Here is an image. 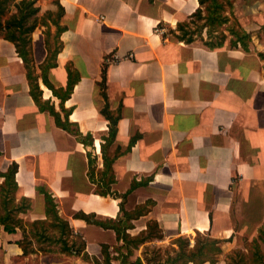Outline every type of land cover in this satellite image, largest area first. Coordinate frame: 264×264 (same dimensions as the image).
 <instances>
[{
	"label": "crops",
	"instance_id": "obj_1",
	"mask_svg": "<svg viewBox=\"0 0 264 264\" xmlns=\"http://www.w3.org/2000/svg\"><path fill=\"white\" fill-rule=\"evenodd\" d=\"M230 1L232 11L223 12L249 33L246 48L232 45L227 26L214 48L204 42L207 28L192 42L171 33L198 0H38L40 14L62 6L63 30L56 37L51 24L48 35L46 26L32 33V79L16 43L0 37V173L18 164L17 201H31L21 217L51 221L48 192L85 241L80 254L25 255L23 232L0 226V264H164L179 249L176 238L192 248L198 234L221 248L214 262L199 264H227L230 251L256 235L264 221V0ZM46 41L60 46L55 58ZM121 202L129 211L149 202L128 220L129 237H146L151 221L163 236L129 242L76 216L123 219Z\"/></svg>",
	"mask_w": 264,
	"mask_h": 264
},
{
	"label": "trees",
	"instance_id": "obj_2",
	"mask_svg": "<svg viewBox=\"0 0 264 264\" xmlns=\"http://www.w3.org/2000/svg\"><path fill=\"white\" fill-rule=\"evenodd\" d=\"M198 1L200 6L191 15V19L178 23L176 30L171 31V33L180 40L192 42L197 39L204 40L202 32L204 28H207L208 39L204 40V42L214 48L218 46L217 44H223L227 35L220 28L224 24L229 23L227 29L236 37V39L231 40L232 45H236L237 40H239L243 47H247V40L250 38L249 33L240 26L236 17L231 19L229 15H225L223 12L227 6H229L232 11V2L230 0ZM37 2L38 0H0V37L16 43L18 55L24 60L30 79H32L31 64L33 61L32 33L38 26H46L48 27L46 31L48 35L50 34L51 24L57 27L56 37H58L63 30V27L60 25V18L64 12L62 6L59 5L57 11H46L40 14L41 8ZM201 20L204 22L199 25L197 22ZM177 31L179 33H177ZM215 37H217V41L214 40ZM46 43L48 48V41H46ZM59 48L60 46H55L53 49L50 47L48 48L50 59L55 58ZM261 56L264 57V54L261 53ZM51 64L53 65L55 62L52 63L49 60L47 65ZM43 80L50 86L44 76V72ZM73 83L74 80L69 75L68 87L65 94L59 95L62 100L69 95ZM31 85L33 95L36 100L39 101V87L37 84L34 85L31 83ZM34 87H36L38 91H35ZM53 90L58 95L57 90L54 88ZM52 112L57 118V123L70 130L66 123L60 121L59 114L54 110ZM110 119L111 123L114 124L118 117L110 116ZM114 133V128L111 126V137L114 136ZM17 169L18 164L14 162L10 164L5 172L0 173V176L4 178L3 182L0 183V226H3L4 230L9 233L16 232L17 230L23 232V238L17 241V244L22 247L25 255L35 254L38 252V249L43 252H53L54 249L51 247L41 245L46 242L48 246L60 244V253H66L68 255L80 254L81 250L85 247V241L80 239V236H76L69 222L59 215L57 203L50 193L45 192V209L46 216L51 221L41 219L27 221L20 216L22 212H27L31 207V201L26 197H21L20 200L17 201L16 192L18 185L15 178ZM131 190L132 188L129 192ZM96 191L105 196L111 193L109 190L97 189ZM126 195L127 193L118 195V197L124 199ZM149 202L145 205H139L130 211L125 210L123 202H121L120 207L121 210H123L124 218H120L116 221H93L94 214L77 213L76 216L89 222L98 223L106 228H113L117 232L119 239L123 238L129 240V242L138 240V242H140L152 236H163L156 221L149 222L146 237L133 239L129 237L127 233V228L132 226L128 220L144 214V212L147 211L146 205L149 204ZM73 235H75L77 239L70 242V238ZM34 241L38 244L37 249L34 247ZM175 242L178 244L179 249L175 255L169 256L164 264H189L190 262L199 264L206 260L214 262V256L221 253V248L217 245L219 242L217 239L203 237L200 234L197 235L196 243L192 248L189 247L190 240L187 238L178 237L175 239ZM129 264H133V262ZM135 264H142V262L137 260ZM227 264H264V221L258 228L257 235L253 237L251 242L246 244V250L238 248L227 255Z\"/></svg>",
	"mask_w": 264,
	"mask_h": 264
},
{
	"label": "rangeland",
	"instance_id": "obj_3",
	"mask_svg": "<svg viewBox=\"0 0 264 264\" xmlns=\"http://www.w3.org/2000/svg\"><path fill=\"white\" fill-rule=\"evenodd\" d=\"M204 21L203 20H201V21H198L197 23L199 24V25H201L202 23H203ZM227 25H229V23L227 24ZM227 25H223L224 27H226ZM223 26L221 27V28H223ZM192 27H194V26H192ZM220 28V29H221ZM218 33V32H217ZM217 35V34H216ZM32 84H34V85H36L37 83H36V80L35 81H32ZM34 90L35 91H38L37 90V88L36 87H34ZM94 170V169H93ZM100 190V189H99ZM104 190V189H103ZM112 192V191H111ZM258 231V230H257ZM256 235H257V233H256ZM255 235V236H256ZM254 236V237H255ZM202 238V237H201ZM253 239V237H245V238H243L242 239V246L240 247V249H242V250H246V244L247 243H249V242H251V240ZM45 244H47V242L45 243ZM48 245V244H47ZM52 249H54L56 252L55 253H57L55 256H60V255H58V254H60V253H58V250L60 249V244H53V248ZM235 249H238V248H235ZM235 249H232L231 251H233V250H235ZM230 251V252H231ZM37 259V258H36Z\"/></svg>",
	"mask_w": 264,
	"mask_h": 264
},
{
	"label": "built area",
	"instance_id": "obj_4",
	"mask_svg": "<svg viewBox=\"0 0 264 264\" xmlns=\"http://www.w3.org/2000/svg\"><path fill=\"white\" fill-rule=\"evenodd\" d=\"M100 18L103 19V16H101ZM157 30H159V31H161V32H165V31H166L165 27H161V26H159V27L157 28ZM109 60H110V61H115V60H117V55H116V54H113V55L110 57Z\"/></svg>",
	"mask_w": 264,
	"mask_h": 264
}]
</instances>
